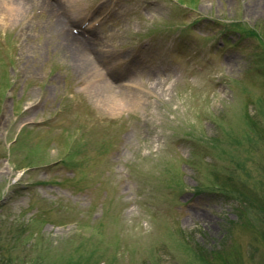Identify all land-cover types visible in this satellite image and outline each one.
I'll return each mask as SVG.
<instances>
[{
	"label": "rangeland",
	"instance_id": "obj_1",
	"mask_svg": "<svg viewBox=\"0 0 264 264\" xmlns=\"http://www.w3.org/2000/svg\"><path fill=\"white\" fill-rule=\"evenodd\" d=\"M4 1L0 264H264V0Z\"/></svg>",
	"mask_w": 264,
	"mask_h": 264
},
{
	"label": "bare ground",
	"instance_id": "obj_2",
	"mask_svg": "<svg viewBox=\"0 0 264 264\" xmlns=\"http://www.w3.org/2000/svg\"><path fill=\"white\" fill-rule=\"evenodd\" d=\"M21 1H23L25 3L27 2V0H21ZM28 1H31V0H28ZM33 1L39 2V0H33ZM4 2L5 3L7 2L6 4L11 3V5L10 4L8 5L10 7L7 6L8 7L7 10L12 11L13 13H16V14L19 12V10L17 8L18 6L16 5V7H15L13 1H6L5 0ZM41 3L45 6H48V7L51 6V4L46 2V1H41ZM60 32L62 35H65V41H64L65 48H66L67 52L69 53V55L71 57L73 56L72 57L73 61L75 63H78L79 65H81L83 68H87V67L90 68L88 59L85 57L82 58V56H85L83 54V52H85V50L87 48L82 37L75 36L69 32L68 33L64 32V30H61V29H60ZM89 44L90 43H88V46H89ZM90 47H91V45H90Z\"/></svg>",
	"mask_w": 264,
	"mask_h": 264
}]
</instances>
